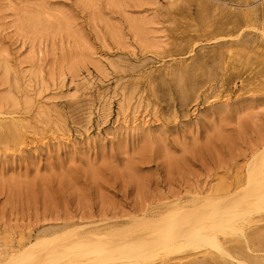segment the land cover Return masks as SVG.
I'll return each instance as SVG.
<instances>
[{"label":"rangeland","instance_id":"obj_1","mask_svg":"<svg viewBox=\"0 0 264 264\" xmlns=\"http://www.w3.org/2000/svg\"><path fill=\"white\" fill-rule=\"evenodd\" d=\"M0 136V264L241 197L264 169V0H0ZM260 211L217 233L228 254L124 264H264Z\"/></svg>","mask_w":264,"mask_h":264},{"label":"bare ground","instance_id":"obj_2","mask_svg":"<svg viewBox=\"0 0 264 264\" xmlns=\"http://www.w3.org/2000/svg\"><path fill=\"white\" fill-rule=\"evenodd\" d=\"M20 15H22V13ZM49 17L48 14L42 12L34 14L29 13L23 15L22 24L28 29L36 30L42 25V22H44L45 19H49ZM9 131L11 133V135L10 133L9 135L14 140L20 139L21 135L18 130ZM1 135L3 134L1 133ZM261 165L259 164V166L264 168V160L261 162ZM259 170L260 171H257L254 175L252 174L253 179L250 180L252 186L249 184L251 190L246 194L244 193V195L242 193L241 197L239 194H236L231 199H229L228 196L222 200L209 199L206 206H200L194 209H191V207H183V205L167 208V213L164 211V214L160 215L158 218H141L143 221L140 222L141 228H139L140 226H136L138 229L135 228V226L132 228H130V226L119 228L116 227L118 226L116 224L110 228L108 227V230H98L88 234V232H85V229L84 231H78L79 229L76 227L78 230L76 229V231L74 230V232L69 233L66 237L64 236L61 243L58 242L57 245L53 244V247L42 252L40 256L38 254L37 256L39 257H34V255L29 259L30 262L28 263L61 264L62 258L64 259L63 264H124L129 261V259L134 261L142 259L148 262L149 258L154 255L160 253L169 254L179 251L186 246H199L201 244L209 246L210 248H215L219 253L228 254L227 250L221 245L222 243L220 244L217 241V233L221 232L226 234L235 230H240V228H238L239 220L243 221L252 211L264 210V169ZM250 187L248 189H250ZM207 207L213 209H208ZM237 207L238 209L235 210ZM135 220H137V218ZM240 231L242 232V230ZM252 233L254 234V232ZM258 233L260 234V232H257V234ZM243 234L242 232L241 236H243ZM229 240L232 241L235 239L229 238ZM259 240V244H264V237H261ZM244 243L245 242L242 244ZM239 245V248L242 247L241 242ZM227 246L229 245L227 244ZM37 248V246L31 247L27 252L34 254ZM232 248L234 247H231V249ZM2 255L3 253L1 251L0 258ZM229 256L231 258V252ZM44 259L47 262L42 263ZM15 262L14 264L19 263L18 261ZM23 263L25 262L23 261ZM19 264L22 263L20 262Z\"/></svg>","mask_w":264,"mask_h":264}]
</instances>
